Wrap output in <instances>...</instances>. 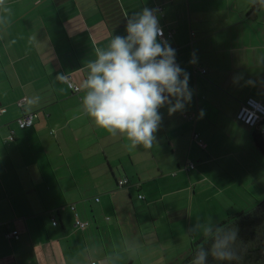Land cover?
Here are the masks:
<instances>
[{"label":"crops","instance_id":"obj_1","mask_svg":"<svg viewBox=\"0 0 264 264\" xmlns=\"http://www.w3.org/2000/svg\"><path fill=\"white\" fill-rule=\"evenodd\" d=\"M5 7L10 12L0 10L7 21H0V264H114L108 243L117 233L106 206L121 214L120 223L131 217L134 224V203L126 199L134 189L145 200L138 210L152 209L154 219L161 201L164 207L192 202L197 185L207 183L201 176L207 168L219 175L244 174L249 184L264 179V154L253 143L254 131L264 141V122L250 127L236 119L247 97L264 104V7L252 0L222 5L5 0ZM144 7L157 9L163 31H171L167 40L176 49V62L190 73L193 96L183 112L170 116L167 106L160 109L163 119L151 148L128 151L126 138L112 136L83 115V92L71 91L64 77L80 87L94 48L105 47L113 35H126L125 16ZM194 50L197 62L190 64ZM34 98L38 102H31ZM25 112L34 113L33 125L20 129L16 120ZM11 131L14 139L7 140ZM188 163L193 168L187 169ZM196 166L202 168L192 187ZM173 168L185 171L189 184L183 173L169 174ZM122 178L128 183L118 186ZM231 184L224 180L216 187L228 191ZM144 187L149 198L140 192ZM184 209L166 210L169 221L185 217ZM7 230L18 238L5 237ZM140 239L131 242L137 246Z\"/></svg>","mask_w":264,"mask_h":264},{"label":"clouds","instance_id":"obj_2","mask_svg":"<svg viewBox=\"0 0 264 264\" xmlns=\"http://www.w3.org/2000/svg\"><path fill=\"white\" fill-rule=\"evenodd\" d=\"M252 2L264 7V0ZM0 10L10 12L5 0H0ZM125 20L126 35H113L105 47L94 48L95 59L88 61L86 78L77 90L83 92V115L112 136L126 138L125 147L133 151L138 146L152 147L163 119L160 109L167 106L170 116L185 111L193 90L190 73L176 62V49L162 39L158 10L144 7ZM0 21L7 22L3 16ZM191 55L189 63L195 64L196 51ZM188 232L206 241L190 264H209V258L217 264H239L237 227L221 226L208 217L198 219Z\"/></svg>","mask_w":264,"mask_h":264},{"label":"rangeland","instance_id":"obj_3","mask_svg":"<svg viewBox=\"0 0 264 264\" xmlns=\"http://www.w3.org/2000/svg\"><path fill=\"white\" fill-rule=\"evenodd\" d=\"M223 1L224 0H212L215 4L220 5H222ZM237 4H239V2ZM196 163L195 161V164ZM200 168L202 167L196 166L193 171L190 180L192 187L193 176L198 175L197 173ZM258 171L260 172V170ZM178 172L179 174L183 173L186 184H189V179L185 171L181 172L173 168L169 174H177ZM205 173H202L201 176L207 178V183L202 180L200 185H197L199 189L192 202L188 199L186 203H184V199L180 197L179 200L184 203L183 205H177L176 203L173 205L169 203V205L166 204L164 207L161 201L159 203V210H156L157 215L154 219L149 218L150 215L154 213L152 209L143 208V210H138L137 207L143 205L145 200L137 198L138 190L136 189L133 190L131 198L126 196L131 206L134 203L132 210L134 211L132 214L136 218L134 224L131 217L129 223L128 221L124 224L120 223L122 219L121 214L117 217L115 213H112L113 206L111 205L110 208V206L107 205L105 213L108 214V217L113 222L112 224L108 222L109 226L116 228L115 233H117V238H114L112 242L108 243V245H110L108 248L112 254L111 259L115 261L114 264H181L194 249L200 246V242L204 239L202 235H192L188 232V229L195 224L198 219L204 221L207 220L208 217H212L213 221L218 224L222 220L234 215L236 212L251 208L250 205L253 202L255 203L264 198V179L256 181V184H249L248 181L250 178L245 179V175L243 174L241 176V173H234V175H219L212 168H207V172ZM260 175H264V168ZM224 180L232 181L228 191H225L226 189L224 188L219 189L220 187H216L223 185ZM195 186L196 185H194V187ZM189 190L190 188H188V191ZM140 192L145 194L146 197H150L145 187ZM227 194L230 195L227 196ZM101 201L103 203V197H101ZM109 208L111 212L108 211ZM176 208H185L183 211H185L186 215L185 217L182 216L178 218L176 222L171 223L168 219V215H166V210H175ZM102 218H105V215H102ZM101 224L104 223L101 221ZM106 228L108 230L110 229L108 225ZM108 230L107 232H109ZM138 236L141 239L138 240L140 244L136 246L131 242V238L133 237L136 239ZM105 245H107L106 241ZM123 246H125V248ZM118 248L119 251H130L122 253L118 251ZM136 252H139V255L136 254ZM96 258V256H92L90 259L96 260ZM132 258L134 259L133 262Z\"/></svg>","mask_w":264,"mask_h":264},{"label":"trees","instance_id":"obj_4","mask_svg":"<svg viewBox=\"0 0 264 264\" xmlns=\"http://www.w3.org/2000/svg\"><path fill=\"white\" fill-rule=\"evenodd\" d=\"M253 143L257 150L264 154V141L260 131L253 132ZM218 224L221 226L232 225L239 229L238 245L241 254L239 264H264V198L256 201L251 205V208L236 212ZM201 245H206L205 238L200 242ZM195 251L196 249L181 264H190ZM209 264H217V262L209 258Z\"/></svg>","mask_w":264,"mask_h":264},{"label":"built area","instance_id":"obj_5","mask_svg":"<svg viewBox=\"0 0 264 264\" xmlns=\"http://www.w3.org/2000/svg\"><path fill=\"white\" fill-rule=\"evenodd\" d=\"M172 33L171 31L165 32L163 31V37L162 39H166L171 37ZM201 72H204V69L201 70ZM64 82L66 83L67 87L71 90V91H78L77 89H79V86L74 84L72 81L69 80L68 77H64ZM26 98H21L18 101V105L22 106L23 103L25 102ZM34 113L33 112H25L23 115H21L20 117L17 118V126L20 129H24L26 127H30L33 125V121H34ZM236 119L241 122L242 124H245L247 126H257L258 124H260L263 120H264V104L259 101L254 99L253 97H247L243 102H241L238 111L236 113ZM194 138L197 137V134L193 135ZM7 140H13L14 139V135L13 132L11 131L8 135H7ZM187 169H191L193 168V164L192 163H188V165L186 166ZM128 183V179L127 178H122L119 179L117 181L118 186H123L125 184ZM139 198H142L143 195L138 194ZM96 200H98V198H96ZM73 208V206H72ZM52 224L56 225V220L53 219L52 220ZM87 224V222H79L78 225L80 227H83ZM5 237H7L8 239L11 238H18V235L13 232V231H9L7 230L5 232Z\"/></svg>","mask_w":264,"mask_h":264}]
</instances>
